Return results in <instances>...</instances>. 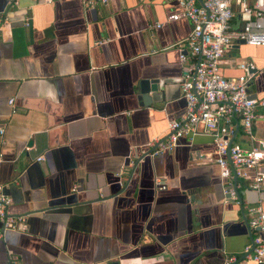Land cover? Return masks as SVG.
Instances as JSON below:
<instances>
[{
	"label": "crops",
	"instance_id": "obj_1",
	"mask_svg": "<svg viewBox=\"0 0 264 264\" xmlns=\"http://www.w3.org/2000/svg\"><path fill=\"white\" fill-rule=\"evenodd\" d=\"M87 1L0 0V183L7 213L23 217L0 235V264L242 257L254 234L246 207L264 212V187H238L240 203L227 200L210 136L180 137L171 151L135 162L185 110L179 84L191 23L167 19L179 9L172 0ZM242 59L256 68L249 90L263 97L264 45L233 44L221 74L240 76ZM143 79L158 81L147 105L138 99ZM233 141L264 142L261 105L252 139L238 128Z\"/></svg>",
	"mask_w": 264,
	"mask_h": 264
},
{
	"label": "built area",
	"instance_id": "obj_2",
	"mask_svg": "<svg viewBox=\"0 0 264 264\" xmlns=\"http://www.w3.org/2000/svg\"><path fill=\"white\" fill-rule=\"evenodd\" d=\"M172 1L179 9L169 14L167 19L184 17L191 23L185 39L189 60L183 65L184 75L179 84L185 110L178 119L167 122L166 136L152 140L148 143L147 150H143L141 154L153 157L171 151L183 136H210L223 194L227 200L239 204L236 192L238 187L255 191L264 187V142L243 147L234 142L233 137L239 128L242 135L252 139L256 106L264 108V96L251 97L248 91L256 69L252 61L240 60L236 67L242 74L232 78L221 74L219 64L233 44L242 42L264 45V0ZM106 2L107 0H88L86 3L87 6H92L94 3ZM7 3L16 5L17 0H7ZM233 18L236 25L232 23ZM27 24L26 19L25 25ZM159 26V23L154 24L155 28ZM178 50L179 61L184 63L187 53H183L181 48ZM12 100L13 98H9L8 103L11 104ZM40 159L39 156L37 160ZM248 170H253V173H247ZM156 185L159 189L164 188L158 180ZM10 201L2 192L0 183V235L5 229L23 226L22 216L7 213ZM246 214V224L254 234L243 249L244 255L236 257L227 254L221 264H246L248 261L264 264V237L258 233L264 229V212L259 205H250L246 207ZM6 264H17L16 257L10 256Z\"/></svg>",
	"mask_w": 264,
	"mask_h": 264
},
{
	"label": "water",
	"instance_id": "obj_3",
	"mask_svg": "<svg viewBox=\"0 0 264 264\" xmlns=\"http://www.w3.org/2000/svg\"><path fill=\"white\" fill-rule=\"evenodd\" d=\"M242 43V42H240ZM237 46V45H235ZM158 81L157 80H151L149 81L148 79H143L139 82V94H138V99L141 100V104H149L151 101H153L154 96L153 94L158 91ZM250 93V96L252 97L253 94L251 93L250 90H248ZM143 156H146L144 154H141L140 157L135 159V162H137L138 159L142 158ZM127 169V168H126ZM125 169V171H126ZM124 171V173H125ZM238 199H239V193L236 190ZM240 200V199H239ZM240 203V202H239Z\"/></svg>",
	"mask_w": 264,
	"mask_h": 264
}]
</instances>
